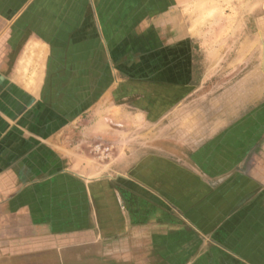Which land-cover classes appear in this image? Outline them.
Masks as SVG:
<instances>
[{
    "label": "crops",
    "instance_id": "1",
    "mask_svg": "<svg viewBox=\"0 0 264 264\" xmlns=\"http://www.w3.org/2000/svg\"><path fill=\"white\" fill-rule=\"evenodd\" d=\"M258 2L0 0V264H264L256 68L208 97L212 110H181L241 7L254 53ZM133 118L148 141H131Z\"/></svg>",
    "mask_w": 264,
    "mask_h": 264
},
{
    "label": "rangeland",
    "instance_id": "2",
    "mask_svg": "<svg viewBox=\"0 0 264 264\" xmlns=\"http://www.w3.org/2000/svg\"><path fill=\"white\" fill-rule=\"evenodd\" d=\"M217 1V0H215ZM258 5H257V14L260 15H264V0H257ZM261 2V3H260ZM191 12L195 15V18L197 16H202V14H200V12L206 13L207 15H209V17H214V19L220 17L219 15H223L222 12H218V7L216 8H210L208 12L203 11V8L201 7H193L190 9ZM231 8H227V12H232ZM236 12L238 13V9H235ZM239 14L238 15H246V21L244 23H242V27H238L237 31H236V35H233L231 33H227V31H225L226 33L223 32L222 36H223V40L219 39L216 40L218 41L217 45H221V43H223L224 41L226 42V45L228 46L229 50H225L224 53L219 57H218V63L215 64V69L213 71H210L211 74H213V77H211L210 81H208L207 84H205V86L203 88H201L200 90L196 91V93L193 95V97H191L188 101H186L183 105V107L181 108L182 111H186L187 113H190V111H199V112H203L208 110H212L211 108V103L208 100V97H211L212 95L217 94V92L219 91H223V89H225L224 85L230 84V81L235 80L236 78H239L240 76L245 75L246 73H249V71L251 69H255L254 70V74H255V78L253 79L256 83H257V88H258V94L261 93L260 90H264V38H260V34L258 33L259 37L257 39V45H256V49L254 51V53L250 54L249 53V47L248 44L245 45L244 42L247 41L245 40L246 37H248V30L253 31L255 24L252 22L250 24L249 20H248V15H250V12L247 10L246 7H241L239 8ZM244 10H246V13L244 12ZM255 12V11H254ZM255 12V14H256ZM254 14V15H255ZM217 23H215L214 26H216ZM228 25V26H227ZM233 24L232 23H226L223 24V26H227V30H229L231 28ZM237 26V24H236ZM251 28V29H250ZM257 30H263L264 29V22H259L257 24ZM230 32V31H229ZM226 34V35H225ZM225 35V36H224ZM137 32L133 31V34L131 33L130 38H131V46L134 45V47H137V42L139 41L137 38ZM242 43L243 48L245 47L246 50H242V56H240V62L241 63V69H238V67H233L231 62L232 60L237 56L236 51L237 48L240 46V44ZM234 47H236L234 50ZM55 52L57 53L58 50H55ZM56 58L60 57L58 54L55 56ZM210 58H213V56H210ZM197 62L199 64H197V67L199 66L201 68V63L202 62V56H197ZM207 65V64H206ZM205 66V65H204ZM64 72L62 71H58L57 68L54 69V71H51V78L52 80H57L58 77H62L61 80L64 79ZM54 80V81H55ZM53 81V83H54ZM56 84H59L58 81H56ZM52 90H54L53 95H51V102L55 101L57 104V98L59 100L58 95V91H62L64 90L63 87H58L57 85H53L51 86ZM67 89V93L69 91L68 88ZM260 95V94H259ZM69 93L66 95V98H68ZM199 97V98H198ZM77 100V98L75 99ZM194 100V101H193ZM72 103V102H71ZM71 103H67L66 104V108L71 106ZM53 104V103H52ZM53 104V105H56ZM202 110V111H201ZM88 112L79 120H77V122L75 121L72 127H78L79 126H84L86 125V123L89 122V117L87 116ZM96 119H93V122ZM170 120L165 121L164 125H168ZM173 121V120H171ZM175 121V120H174ZM82 123H85L82 125ZM127 123V121H126ZM91 124L88 123L87 125L89 126ZM120 124V123H119ZM181 124H184V121L181 122ZM131 128H133L135 134L134 135H130L129 137H133L131 141H134L139 139V141H143V140H149L151 137L149 135H147L145 138L144 137H140L141 135H138L137 133L140 132L141 130H144L145 127H148L146 125L143 124L142 120H137L136 118H133L129 121L128 124ZM127 126V125H126ZM143 132V131H142ZM121 138V137H120ZM124 138V137H123ZM130 141V142H131Z\"/></svg>",
    "mask_w": 264,
    "mask_h": 264
}]
</instances>
